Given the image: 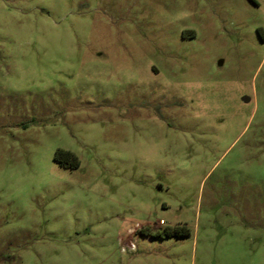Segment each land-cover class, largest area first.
I'll return each mask as SVG.
<instances>
[{"label": "rangeland", "instance_id": "rangeland-1", "mask_svg": "<svg viewBox=\"0 0 264 264\" xmlns=\"http://www.w3.org/2000/svg\"><path fill=\"white\" fill-rule=\"evenodd\" d=\"M0 264H264V0H0Z\"/></svg>", "mask_w": 264, "mask_h": 264}, {"label": "trees", "instance_id": "trees-1", "mask_svg": "<svg viewBox=\"0 0 264 264\" xmlns=\"http://www.w3.org/2000/svg\"><path fill=\"white\" fill-rule=\"evenodd\" d=\"M55 160L62 166H67L71 168H77L80 166V160L79 158L72 152L66 151L63 149L57 150L55 154ZM186 232L184 233V231ZM183 231V232H180ZM190 232L183 227H176V228H165L163 231H159L157 233L158 237H172V236H179V237H185L189 236Z\"/></svg>", "mask_w": 264, "mask_h": 264}]
</instances>
